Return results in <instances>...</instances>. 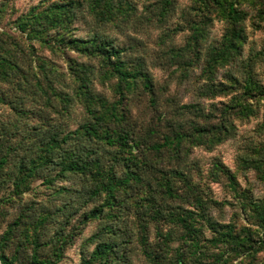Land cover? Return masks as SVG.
Segmentation results:
<instances>
[{
  "label": "trees",
  "instance_id": "trees-1",
  "mask_svg": "<svg viewBox=\"0 0 264 264\" xmlns=\"http://www.w3.org/2000/svg\"><path fill=\"white\" fill-rule=\"evenodd\" d=\"M176 4L154 0L151 7L165 20ZM84 11L97 25L87 35L76 33ZM136 14L133 0H45L16 17L19 37L0 31V82L10 85L0 89V104L10 109L0 116V264H59L93 222H100L88 237L94 247L79 264H135L140 254L141 264H264V195L239 189L235 174L215 162L214 174H226L240 196L244 221L217 219L211 207L220 202L205 197L182 164L195 147L213 149L233 136L237 120L259 118L264 132V0H190L182 12L188 36L164 52L166 59L183 75L201 67L202 96L231 97L208 108L178 104L164 129L153 120L164 113L156 108L159 89L145 57L99 28H123ZM215 21L223 23L221 37L205 45ZM44 49L59 51L67 71ZM237 62L240 73L229 68ZM96 78L110 83L113 97L95 90ZM137 93L156 108L139 131L130 123ZM29 97L39 114L66 115L79 103L85 117L75 127L55 125L44 114L35 118ZM241 162L264 183V141ZM70 175L81 183H59ZM38 177L64 199L55 207L24 205L6 219L5 206L22 199Z\"/></svg>",
  "mask_w": 264,
  "mask_h": 264
},
{
  "label": "rangeland",
  "instance_id": "rangeland-1",
  "mask_svg": "<svg viewBox=\"0 0 264 264\" xmlns=\"http://www.w3.org/2000/svg\"><path fill=\"white\" fill-rule=\"evenodd\" d=\"M45 0H0V8L3 3H7L3 13V18L0 21V31H6L12 35L19 37L20 33L15 28L16 17L24 12H27L31 7L37 5ZM137 5V14L129 23H123L122 27L105 26L100 29L104 30L108 35L112 36L116 43L133 46L131 50L132 55L144 56L149 66L156 88L158 92V102L156 108L159 112H163L162 120L157 119L156 111L150 105L149 99L145 94L137 93L131 103L132 118L130 123L137 127V131L143 129V126L149 123L153 116L158 123L159 129L165 128L166 117L171 116V111L178 104H186L191 102H200L206 107H210L213 102L221 104L227 102L231 97L228 95L217 96L211 100L200 94V87L204 82L201 78V67L195 66L189 68L185 75L180 69L176 70L175 66L167 61L165 51L171 46H181L184 44L189 31L182 26L183 18L182 12L189 6L190 0H177L176 9L168 15L165 20H159V15L155 8H152L154 0H133ZM149 6V7H145ZM81 23H78L79 29L77 34L87 35L88 31L96 27V23L90 14L86 11L80 14ZM181 23V24H179ZM179 30H177V29ZM171 29V30H170ZM223 30V23L215 21L210 28L208 41L205 45L219 40ZM169 31V32H168ZM171 34L170 40L166 34ZM262 34L256 35L260 38ZM36 45V44H35ZM38 46V45H37ZM46 58L51 59L57 63L58 67L67 71L63 55L58 52H52L48 49L40 51ZM68 54L82 61H89L97 67V61L88 60L82 57L75 50H68ZM203 57L206 53H202ZM203 61H201V64ZM239 62L229 66L235 73H240L238 68ZM228 68H221L218 73V79L222 77ZM67 81H70L67 78ZM94 88L102 95L113 97L110 83L101 81L99 78L94 80ZM10 85L0 82V89L6 91ZM22 94V93H21ZM30 105H38L35 100L27 99ZM28 105V104H27ZM207 107V108H208ZM41 107H37L35 118H42L44 114L51 123L55 125L61 124L65 126L75 127L77 123L82 121L85 117V112L81 104L76 103L69 114L56 115L51 110L43 109L42 114H39ZM10 109L3 104H0V116L7 117ZM259 118H252L251 120H237L236 130L233 136L228 137L221 143H218L213 149H207L203 146L195 147L191 155L183 160V166L191 169L193 177H196L203 188V195L205 197L211 196L213 199L220 202V204H213L211 213L217 219L237 221H244L242 214H240V196L230 186L229 178L226 174L219 172L214 174L215 162L223 163L227 168L235 174L238 181L239 189H250L252 195L258 197L264 195V183L261 182L254 170L244 167L241 162L243 156L249 155V148L255 144L264 141V132L259 128ZM41 125V124H40ZM60 184L74 185L75 187L81 183L77 176L70 175L68 179L62 180ZM62 196H55L53 189L45 183L42 178L34 179L31 189L25 192L22 199L5 206L8 211L6 219L16 214L22 206L35 203L43 207H55V203H60ZM75 202V201H74ZM95 202L88 205L91 207ZM87 207V208H88ZM100 222H93L89 224L84 232L80 234L75 242L67 249L66 254L59 264H79L82 254L88 253L94 247V243L89 241L88 237L97 231ZM151 241L154 243L155 229H152ZM141 254L134 258L135 264H141ZM238 260L234 264H238Z\"/></svg>",
  "mask_w": 264,
  "mask_h": 264
}]
</instances>
